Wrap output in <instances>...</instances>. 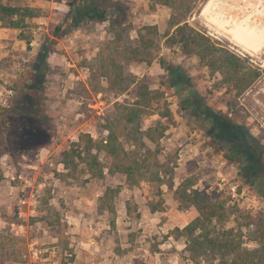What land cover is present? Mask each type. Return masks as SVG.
Here are the masks:
<instances>
[{
  "label": "rangeland",
  "instance_id": "rangeland-1",
  "mask_svg": "<svg viewBox=\"0 0 264 264\" xmlns=\"http://www.w3.org/2000/svg\"><path fill=\"white\" fill-rule=\"evenodd\" d=\"M72 1L9 0L38 15L20 32L0 27V264H225L208 248L188 249L182 229L198 213L174 195L186 180L221 205L224 227L241 246L261 255L264 240L247 221L264 217V52L254 58L213 34L201 15L207 0H188L189 10L152 0H77L71 9ZM86 1L94 17L83 11ZM182 14L192 42L172 25ZM143 25L158 34L139 50ZM134 49L145 60L132 59ZM226 50L258 78L246 83ZM179 75L190 77L187 86ZM124 107L141 109L122 138L128 150L138 141L153 147L145 129L165 127L157 146L161 182L132 186L106 168L90 178L80 159L74 169L61 163L81 134L104 138ZM244 150L251 152L243 157ZM150 199H162L164 210L149 212Z\"/></svg>",
  "mask_w": 264,
  "mask_h": 264
},
{
  "label": "trees",
  "instance_id": "trees-1",
  "mask_svg": "<svg viewBox=\"0 0 264 264\" xmlns=\"http://www.w3.org/2000/svg\"><path fill=\"white\" fill-rule=\"evenodd\" d=\"M75 1L77 0H73L69 3L71 9ZM152 1L162 3L174 9L186 7L189 10L191 7L190 1L188 0ZM84 3L85 7L83 11L86 12L90 10V16L94 17L96 13L93 12V6L90 5L88 1ZM37 15L38 9L36 7L31 5L12 4L9 0H0V27L12 28L20 32L27 26L28 19L34 18ZM187 15L188 14H182L172 19V25L177 26L176 30H178V35L182 42H186L187 39H190L192 42L195 39V33L184 34L183 29L186 24ZM181 22H183V24H180ZM147 34L151 36V39L150 37L145 38ZM157 34L158 30L155 25H143L138 30V39L140 42L139 50H144L148 46H151L153 44L152 38L156 37ZM199 37L201 39L203 38L201 35H199ZM22 38H26V36L22 35ZM194 43L197 44L201 42L198 41ZM129 52L132 54V59L145 60L139 56V51L137 49ZM129 52L127 54H129ZM122 54L125 53L122 52ZM237 61H239L237 55L226 50V62L230 64V67L238 74L241 73V70H244L242 73L246 76V83H250L258 78L260 75L259 71H250L248 68L239 66ZM181 79V85L183 87L187 86L188 82L191 80L190 77L187 76H183ZM191 98L190 93L185 94L183 97L188 107L193 104V99ZM151 99L152 97H149V100ZM140 114L141 109L137 107L122 108L116 119L114 121H109V124L106 126L107 134L104 138L94 139L89 133L81 134L78 141L73 144V146L75 145L74 147L72 146L69 150L62 152V158L60 159L61 163H63L66 168L69 167L74 169L76 166L75 159H80L90 178H101L104 175V168H106L107 173H119L124 175L126 182L132 186H137L142 180L157 183L161 182L162 177L160 168L163 167L164 164L160 162L157 157L159 153L157 146L159 139L163 136L164 126L156 123V125H151L145 129L144 137L153 144V147H147L143 141H138V148H134L133 150H128L124 146L122 138L125 135L129 136V133H127V125L135 122ZM227 120V124L232 128H242L241 125H237L232 119L227 118ZM132 138V144L135 145L138 139L136 137ZM226 140L227 136L226 139H220V141L227 143L228 141ZM231 151L237 153L235 148H232ZM245 152L251 151L244 150L240 155L243 156ZM99 153H104L108 159L106 165H102ZM241 167L245 169L243 164ZM165 171L167 172L168 169ZM1 178L2 176L0 174V180ZM192 183L193 182L187 180L181 181L174 189L175 198L181 203L194 207L198 213V215L182 229L190 239L189 243L191 248L189 247L188 249L201 252V250L206 251L208 248V251L217 253L225 264L226 262L227 264H257L255 261H260L262 257L263 259L261 261H264V252L258 255L257 249L247 250L241 246L240 239L236 237L237 233L233 235V229H226L224 227L226 224V215L221 211V205L216 204L206 194L191 188ZM111 199L112 197L110 196L109 201H111ZM146 205L151 213L162 212L164 210L162 199L157 201L150 199L147 201ZM247 224H253V232L259 239L264 240V217L250 218ZM226 257H229V261H226Z\"/></svg>",
  "mask_w": 264,
  "mask_h": 264
},
{
  "label": "bare ground",
  "instance_id": "bare-ground-1",
  "mask_svg": "<svg viewBox=\"0 0 264 264\" xmlns=\"http://www.w3.org/2000/svg\"><path fill=\"white\" fill-rule=\"evenodd\" d=\"M217 6L219 11L215 9ZM201 15L213 34L253 56L264 52V0H207Z\"/></svg>",
  "mask_w": 264,
  "mask_h": 264
},
{
  "label": "built area",
  "instance_id": "built-area-1",
  "mask_svg": "<svg viewBox=\"0 0 264 264\" xmlns=\"http://www.w3.org/2000/svg\"><path fill=\"white\" fill-rule=\"evenodd\" d=\"M261 125L264 127V121L261 122ZM46 250H47V252H49L53 255H56V253L58 252V247H57V245H50Z\"/></svg>",
  "mask_w": 264,
  "mask_h": 264
},
{
  "label": "crops",
  "instance_id": "crops-1",
  "mask_svg": "<svg viewBox=\"0 0 264 264\" xmlns=\"http://www.w3.org/2000/svg\"><path fill=\"white\" fill-rule=\"evenodd\" d=\"M149 212H150V211H149ZM99 258H100V257H99ZM100 262H104V259H101V258H100Z\"/></svg>",
  "mask_w": 264,
  "mask_h": 264
}]
</instances>
